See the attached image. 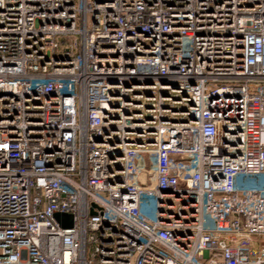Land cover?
<instances>
[{
    "label": "built area",
    "instance_id": "obj_1",
    "mask_svg": "<svg viewBox=\"0 0 264 264\" xmlns=\"http://www.w3.org/2000/svg\"><path fill=\"white\" fill-rule=\"evenodd\" d=\"M0 264H264V0H0Z\"/></svg>",
    "mask_w": 264,
    "mask_h": 264
},
{
    "label": "water",
    "instance_id": "obj_2",
    "mask_svg": "<svg viewBox=\"0 0 264 264\" xmlns=\"http://www.w3.org/2000/svg\"><path fill=\"white\" fill-rule=\"evenodd\" d=\"M56 219L60 222L62 220H64L65 222L68 223L67 226H71L72 222H73V217L71 215H66V214H56L55 215Z\"/></svg>",
    "mask_w": 264,
    "mask_h": 264
}]
</instances>
